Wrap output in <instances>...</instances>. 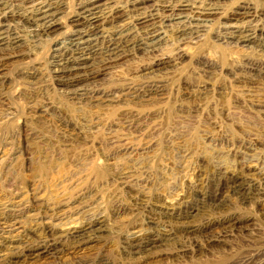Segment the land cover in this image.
<instances>
[{
    "label": "rangeland",
    "instance_id": "374dc122",
    "mask_svg": "<svg viewBox=\"0 0 264 264\" xmlns=\"http://www.w3.org/2000/svg\"><path fill=\"white\" fill-rule=\"evenodd\" d=\"M4 1L13 11L20 7V0ZM84 1L49 0L59 7L57 26L33 44L27 41L33 28L0 16V29L23 41L9 46L1 63L0 217L17 216L19 230L2 229L0 237L20 242L46 227L64 238L52 257L17 264H254L264 251V212L257 200L227 193L226 184L236 178L257 186L264 170V47L216 35L224 25L264 30V0H213L225 20L216 17L198 38L176 43V21L158 6L180 0H146L139 12L127 0H101L97 15L120 9L114 29L137 35L143 26H135L136 15L157 9L165 40L156 52L125 57L112 70L61 79L51 56ZM36 3L18 11L34 12ZM238 8L248 16L226 21ZM103 27L108 32L110 25ZM154 60L167 64L151 72ZM95 63L91 56L84 67ZM184 206L194 207L192 226L231 218L237 228L180 253L186 236L173 222L158 224L155 214ZM81 222H101V232L89 247L70 249L66 233ZM157 234L162 240L145 253L124 249L125 240Z\"/></svg>",
    "mask_w": 264,
    "mask_h": 264
},
{
    "label": "bare ground",
    "instance_id": "6f19581e",
    "mask_svg": "<svg viewBox=\"0 0 264 264\" xmlns=\"http://www.w3.org/2000/svg\"><path fill=\"white\" fill-rule=\"evenodd\" d=\"M144 2H146V0H127V3H129L130 7L134 8L136 12L142 10L141 5ZM212 2L213 0H208L206 3L194 5V3H188L187 0H180V3L178 2L174 6L164 3V5L158 6L160 11L168 14V18L172 21H176L175 24H177V28L175 27L174 30H171L173 42L196 39L204 32L206 24L212 22L216 17L221 20L224 19V16H220L216 4ZM19 3L20 7L17 11H13L8 9L6 1L0 0V6L2 7L0 16L2 19L16 22L17 25L24 29L33 28L30 34L31 37L29 36L30 39L28 38L29 40H27L30 44L36 43L42 35L48 36L57 26L56 21H54V15L57 13V10H59V7L50 3L49 0H42L40 2L39 0H20ZM35 3L37 7H40L36 8L34 12L24 14L25 12L21 13L18 11L29 4L33 5ZM100 3L101 0H89L82 2V4L78 6V14L70 21L73 26L71 33L61 39L58 44L60 47L54 50V54L51 56V64L54 68L53 73L61 79H64V75L67 76V78L70 76L74 79L79 74L87 73L88 71L90 74L98 75V73L112 70L116 65L124 62L122 59L125 57L132 56L134 58V56L150 55L156 52L157 48L165 40V34L163 35L159 27L155 25V20L158 19V16L152 11H158L157 9L138 13L136 15L134 19L136 21L135 26H143V31L137 35L131 32L129 28L114 29L116 26L115 23L121 17L120 9L113 11L108 10L109 12L106 11L101 14L98 13L99 15H97L94 10L99 7ZM232 13L234 14L229 16L226 21H234L237 16H248L245 8H238L237 11ZM106 25H110L108 32L103 27ZM1 27L5 26L2 25ZM221 28L222 31H218L219 33L217 32V39H223L235 45L244 46L260 44L264 47V43H259V41H264V30L261 28H255V30L254 28L253 30H242L234 29V27H230L229 25L227 27L224 25V27ZM9 29L18 30L16 27H11ZM22 42L17 32L0 29V73L2 72V61L9 55L6 49L11 45L20 46ZM91 56H95L96 59L95 69L84 67ZM166 64L167 62L163 60H154L147 69L151 70V72H159ZM262 74L264 75V69ZM68 80L71 81L72 79L68 78ZM148 92L156 91L149 89ZM258 180L259 184L257 186L250 187L237 181L235 178L233 181H228L226 184L227 193L245 201L257 200L261 211L264 212V170L259 171ZM181 202L183 203V201ZM193 211L194 207L187 206L184 209L176 210V208H174L171 212L160 210L155 214L157 215L156 222L158 224L160 223L167 226L170 222H173L179 226V231L182 236H186L185 238L188 242L181 245L179 249L180 253L191 251L192 248L199 246L200 241L205 242L207 245L216 243L223 235L237 228L236 221L231 218H223L222 221H220V219V222L208 221L202 223L200 226H192L189 221V214ZM17 220V216L5 215L0 217V230L5 229L10 233L19 230V221ZM90 223L91 222H81L76 227L69 228V230L74 229L72 232L68 231L66 233L68 235L66 240H68L71 245L70 249L82 250L94 243V240L101 232V230L98 231V229L102 226H100L101 222ZM82 224L84 225L83 227L81 226ZM217 228H219V232L215 235ZM50 229L51 228L46 227L42 228L41 236L36 235L37 232L35 229L34 231L31 230V236L30 233L29 235L27 234L29 237H24L25 239L20 242L18 238L17 240L15 239V236H10L7 239H1L0 237V264H17L32 260H40L42 258L46 259L58 253L62 245V239L64 238L61 239L59 236L60 234L56 235ZM97 231L98 233H95ZM209 233H211V235ZM160 240H162V238L159 234L151 235L150 238L146 239L139 238V240H135L132 238V241L125 240L124 249L128 251V253L134 255L145 253L155 242ZM259 248L262 247L260 246ZM260 254L258 261L254 264H264V251H261ZM106 263L108 262H88L79 264ZM248 263H250V261H248Z\"/></svg>",
    "mask_w": 264,
    "mask_h": 264
}]
</instances>
